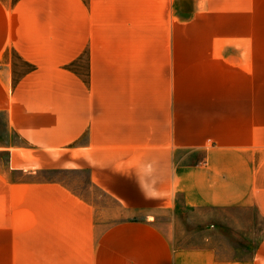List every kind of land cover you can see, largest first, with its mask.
<instances>
[{
    "label": "crops",
    "instance_id": "0c3cea01",
    "mask_svg": "<svg viewBox=\"0 0 264 264\" xmlns=\"http://www.w3.org/2000/svg\"><path fill=\"white\" fill-rule=\"evenodd\" d=\"M0 112V264H264L194 243L264 223V0H0Z\"/></svg>",
    "mask_w": 264,
    "mask_h": 264
},
{
    "label": "rangeland",
    "instance_id": "374dc122",
    "mask_svg": "<svg viewBox=\"0 0 264 264\" xmlns=\"http://www.w3.org/2000/svg\"><path fill=\"white\" fill-rule=\"evenodd\" d=\"M17 135L9 128L7 123L6 114L0 112V147L9 145L11 143L18 142ZM8 155L6 151H0V173H6ZM7 178L11 180H48V181H58L65 186H67L71 191L90 198L101 200L103 196L99 190H92L90 185V178L88 171H75L73 169H44L39 170L37 173H28L23 171H12L7 172ZM102 196V197H101ZM210 227L207 228L199 223H195L194 226V243H201L202 236L211 235V239L220 245L227 246H239L237 252L247 253L251 252L255 245L258 243L259 239L264 233V223L260 218H254L252 220V225L248 227L247 232L242 233V235L234 234L233 227L228 228L223 235H217L215 230ZM245 229V228H244ZM243 229V230H244ZM247 229V228H246Z\"/></svg>",
    "mask_w": 264,
    "mask_h": 264
}]
</instances>
